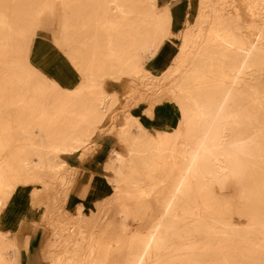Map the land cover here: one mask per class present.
I'll return each instance as SVG.
<instances>
[{
    "label": "bare ground",
    "instance_id": "6f19581e",
    "mask_svg": "<svg viewBox=\"0 0 264 264\" xmlns=\"http://www.w3.org/2000/svg\"><path fill=\"white\" fill-rule=\"evenodd\" d=\"M47 15L68 84L32 59ZM172 36V58L151 72ZM161 107L172 124L149 128ZM107 131L126 149L105 152L110 195L67 208ZM228 180L235 189L224 192ZM21 186L32 200L4 228ZM23 256L264 264V0H0V264Z\"/></svg>",
    "mask_w": 264,
    "mask_h": 264
},
{
    "label": "rangeland",
    "instance_id": "374dc122",
    "mask_svg": "<svg viewBox=\"0 0 264 264\" xmlns=\"http://www.w3.org/2000/svg\"><path fill=\"white\" fill-rule=\"evenodd\" d=\"M181 1H177L178 3ZM184 12H180L176 14L177 18V25L176 28H173L175 30L174 32L179 30V27H182V18H183ZM40 31L38 32V35L35 39V42L32 46V59L34 61L39 62L44 72H46L48 75L53 76L57 80L61 81L64 84H68L67 80H75V75L73 74L72 67L70 64L67 63L65 57L60 52L58 46L54 42V35L57 32V21L56 19H52L49 15L45 16L42 23H41ZM173 37V36H172ZM171 37V38H172ZM172 39L175 40H169L167 41L164 46V50L170 54L165 56H160V58L164 59H154L152 61H149L146 66L149 68V70L155 74H160L163 68L168 64L170 59L172 58V55L174 51L176 50V46H178L179 38L174 36ZM177 39V40H176ZM177 43V44H176ZM160 59V60H159ZM110 88L112 89H118L121 93H125L128 89L124 83H117L113 82L110 83ZM144 103L141 102L139 106L136 107H130L131 112H135L140 107H143ZM119 110V109H118ZM118 110L114 111L111 115L115 114ZM174 110V109H173ZM177 113L176 116L179 117L181 115L180 110L176 108ZM157 118L160 121V123L167 120V122L171 125V117H165L163 116L160 111L157 112ZM118 123H120L119 120H117ZM149 126L153 128V123H150ZM101 143L106 139L110 143H114L115 146L125 153V147L121 143L118 142L117 136L113 133H107L103 136L100 135L98 137ZM101 149L98 150V148L95 149L94 153L87 156V158L83 161H88L89 163L93 164L96 160L97 155L100 154ZM80 156L76 155L72 160L76 162H80ZM99 159V158H98ZM93 174L92 177H85V181L89 180L90 185L88 186L87 190H84L83 186L79 188V196L86 202L85 204L87 207L96 209L98 204L106 199L107 196L110 195L112 191L111 184L106 180L105 172L101 170V167L99 168H93ZM85 184V183H84ZM40 184H35L34 186L37 187ZM33 186H21L17 189V193L12 196V199L9 202V205L5 208V212L3 211L1 215L5 214V217L3 219V227L4 228H11L13 222H19L20 218L23 217L22 210H19L20 205L23 206L25 202H29L32 200L31 190ZM234 185L231 183V180H228L227 183H225L224 192L228 191H234ZM84 194L85 196H83ZM43 209H40L42 211ZM31 213H41L39 210L31 209ZM237 216V215H235ZM139 226V224H136ZM135 225V226H136ZM32 227L30 222H28L22 233H27L32 231ZM22 261L24 264H48L47 261L41 257L39 261H35L30 263V259L27 256L22 257Z\"/></svg>",
    "mask_w": 264,
    "mask_h": 264
},
{
    "label": "crops",
    "instance_id": "0c3cea01",
    "mask_svg": "<svg viewBox=\"0 0 264 264\" xmlns=\"http://www.w3.org/2000/svg\"><path fill=\"white\" fill-rule=\"evenodd\" d=\"M160 59H164V58H160ZM159 111H160V113L163 116L167 117V114H166L165 110L162 107L161 108H157V112H159ZM157 112L154 113V116H153V118L151 120L147 121V125L149 126L150 123H153V128L156 127V126L159 127V128H162L163 126L168 124V122H167V120H165L163 123L162 122L160 123V121L157 118ZM149 128H151V127L149 126ZM153 128H151V129H153ZM101 144H102L101 145L102 146L101 147V151L102 152H100V154L97 155L98 157H96L95 162L93 164L89 163V166H88L89 170H91L92 173H93V170H92L93 168H99V167H101V170H103L105 172V169L103 168V165H104L103 160L106 157L105 152L107 151L108 147L115 146L114 143L112 144V143L108 142L106 139ZM115 148L118 151H120L116 146H115ZM124 150L126 152V149H124ZM120 152H122V151H120ZM87 176L90 177V171L87 172ZM87 176H84V177L78 179V185L76 186V189L74 191H72L70 193L69 197H68L67 204H66L67 208H70V209L74 208L80 201H83L84 203H86L79 196V194H80L79 193V188L82 187V186L84 188V183L87 184V187L90 185L89 180H87V182H86L85 179H84ZM21 219L22 218L19 219L20 220L19 222H21Z\"/></svg>",
    "mask_w": 264,
    "mask_h": 264
}]
</instances>
